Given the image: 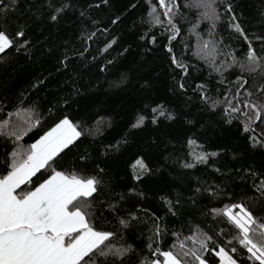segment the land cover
<instances>
[{"label": "trees", "instance_id": "obj_1", "mask_svg": "<svg viewBox=\"0 0 264 264\" xmlns=\"http://www.w3.org/2000/svg\"><path fill=\"white\" fill-rule=\"evenodd\" d=\"M67 2L71 6L58 20L52 21L47 0H17L9 31L19 24L25 25L31 55L29 58L22 50L0 58V103L10 109L23 93L38 101L42 108L55 106L54 110L66 111L74 122L93 130L73 147L68 163L86 167L89 174L104 169L99 173L102 183L95 204L101 218L115 224V217L108 210L110 204L120 208L121 217L129 212L139 217L125 233L127 243L137 253L129 264H139L140 256H151L148 245L156 240L151 231L155 224L164 233L159 241L161 250H169L197 224L212 234L209 229L217 227L212 208H222L229 203V197L238 202L253 195L251 180L245 174L248 169L264 172V148L252 146L251 133H245L238 120L228 124L219 112H210L202 105L199 94L193 91L197 84H206L212 95L217 94V89L225 88L218 85V77L210 76L202 63L189 59L196 68L185 80L186 91L177 89L173 76L178 77L179 71H172L166 50L168 41L160 29L148 31V0H109L99 8L94 5L100 0ZM178 2L185 17L198 16L195 0ZM228 2L233 8L231 14H224L222 4L218 5L225 18L217 31L225 45L240 57L247 52L244 38L228 27L227 16L234 15L256 51L264 52V42L257 39L264 37V0ZM117 17L118 23L112 24ZM207 28L206 23L201 24L200 31L206 33ZM90 32L96 35L86 43L82 36ZM153 35L155 43L151 42ZM112 40L116 43L104 51ZM186 42L194 50L196 40L189 36L187 28L183 38L173 42L178 57L186 54ZM65 54L69 56L67 67L60 63ZM225 75L234 80L239 73L232 70ZM38 81L43 83L33 89ZM117 81L119 86L114 87ZM159 106L173 113L176 119L161 118L153 125L151 110ZM138 113L148 115V121L142 128L131 129ZM254 127L257 136L264 135L261 131L264 126ZM40 134L41 129H34L21 143H33ZM189 138L202 146L196 151L218 155L210 157L207 164L183 168L181 165L186 160L191 162L188 153L195 148L187 144ZM11 148L10 142L0 139V158ZM84 155L87 159L81 161L79 157ZM137 160H143L148 171H141L136 166ZM135 175L141 178L137 180ZM213 191L217 192L216 196L211 194ZM166 201L171 202L172 211ZM245 203L255 213H264V205H253L247 200ZM173 233L178 236L174 237ZM231 235L226 230L224 241ZM233 256L238 264H251L246 252ZM205 259L208 264H219L213 253Z\"/></svg>", "mask_w": 264, "mask_h": 264}, {"label": "snow or ice", "instance_id": "obj_2", "mask_svg": "<svg viewBox=\"0 0 264 264\" xmlns=\"http://www.w3.org/2000/svg\"><path fill=\"white\" fill-rule=\"evenodd\" d=\"M16 3L17 0H0V58L22 50L29 58L31 55V41L25 25L19 24L15 30L9 31ZM101 3L107 5L109 0H100L94 6L99 8ZM220 4L224 14L233 12L228 0H195L199 14L195 19H188L178 0H148V31L160 29V34L166 37L172 71H179L178 77L173 76L177 89L186 91L185 80L196 68L188 62L189 59L202 63L209 69L210 76L218 77V85L225 86L212 95L206 84H197L193 91L199 94L202 105L210 112H219L221 119L228 124L238 120L243 131L251 133L252 146L264 148V135L257 136L254 127L264 126V52L256 51L244 29L235 22L234 15L227 16L228 27L244 38L248 44L247 52L240 57L225 45L217 31L218 24L225 18L219 11ZM70 6L67 0H47L46 4L52 21L58 20ZM118 20L119 17L111 23L116 24ZM204 23L208 25L206 33L200 31ZM185 28L189 36L195 37V48L193 50L186 42V54L178 57L173 42L183 38ZM95 35V32L85 33L82 39L87 43ZM257 39L264 42V37ZM151 42H156L154 35ZM115 43L112 40L104 51ZM68 59L65 54L60 63L67 67ZM232 70L239 75L229 80L225 74ZM41 83L43 81H38L33 89ZM113 86H119V82H114ZM54 108H42L38 101L23 93L10 109L0 103V139L12 144L11 150L0 158V264H129L137 253L127 243L125 233L139 217L132 212L126 217L119 216L120 208L116 204H110L108 209L115 217V224L97 214L95 204L102 183L99 173L104 169L89 174L86 167L68 163L73 147L93 130L74 122L66 111ZM148 118V115L138 113L131 129L144 127ZM161 118L175 120L176 116L163 106L153 108L151 123L157 125ZM37 128L42 134L33 143H21ZM261 131L264 132V127ZM187 144L195 148L188 153L191 162L186 160L181 165L185 169L207 164L210 157L218 155L216 152L196 151L202 146L194 139L189 138ZM79 159L84 161L87 155ZM136 166L141 171H148L143 160H137ZM245 175L251 180L253 195L242 197L238 202L229 197V203L222 208H212L213 219L217 221V227L209 229L212 234L197 224L169 250H161L159 241L164 233L160 225L155 224L151 231L156 240L148 245L151 256H140L139 264H208L205 257L210 253L219 258V264H238L233 254L242 255L244 252L251 264H264V213H255L245 203L247 200L253 205H264V172L248 169ZM134 178L139 180L141 177L135 175ZM211 194L216 196L217 192ZM166 203L172 211L171 202ZM226 230L232 235L225 242ZM172 235L178 236L177 233Z\"/></svg>", "mask_w": 264, "mask_h": 264}]
</instances>
